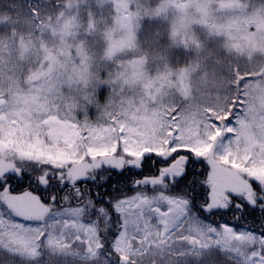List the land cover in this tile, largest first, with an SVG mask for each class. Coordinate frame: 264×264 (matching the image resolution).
Listing matches in <instances>:
<instances>
[{"label": "snow or ice", "instance_id": "obj_1", "mask_svg": "<svg viewBox=\"0 0 264 264\" xmlns=\"http://www.w3.org/2000/svg\"><path fill=\"white\" fill-rule=\"evenodd\" d=\"M63 8L37 0L24 27L40 39H0L39 54L0 99V264H264V69L229 67L211 100L186 68L171 102L162 77L139 101L102 104L87 55L69 67L62 43H44L74 30ZM222 34L264 51V29Z\"/></svg>", "mask_w": 264, "mask_h": 264}, {"label": "trees", "instance_id": "obj_2", "mask_svg": "<svg viewBox=\"0 0 264 264\" xmlns=\"http://www.w3.org/2000/svg\"><path fill=\"white\" fill-rule=\"evenodd\" d=\"M168 1L143 0L148 12L140 22L136 44L131 50L134 56L146 63L148 71L161 69L179 72L198 63L195 77L213 74L223 80L227 87L229 67L239 66L249 71L264 69L263 54L251 55L254 58L237 55L235 50L229 49L228 40L207 30L208 33L203 27H197L194 34L187 32L184 36L176 35L171 22L165 17L166 14L160 11ZM36 3L37 0H4L0 5V23L5 24V29L0 31V39L9 41L10 45L12 36H23L25 39L35 36L39 40V36H36L31 28L24 27V17L29 6ZM54 3L64 5L61 11L65 12L68 19L76 20L74 30L69 35L76 45L80 44L81 49L90 55L91 82L102 86L104 90V99L101 103L112 101L116 103L123 97L121 91L125 86L118 78L122 62L117 54L113 53L115 45H112V40L116 25L114 5L107 0H54ZM18 20L20 23H17ZM147 37L152 39L146 40ZM190 38L199 44L198 49L192 46L193 41H190ZM47 41L49 39L44 42ZM184 41L188 42L187 46ZM110 48L113 53L111 57L108 56ZM0 53L2 57L11 61L19 57L14 48L11 51L0 50ZM37 58L38 54L30 59L27 56L19 57V66L22 65L21 72L24 77L36 70ZM1 80L4 81L3 78Z\"/></svg>", "mask_w": 264, "mask_h": 264}, {"label": "rangeland", "instance_id": "obj_3", "mask_svg": "<svg viewBox=\"0 0 264 264\" xmlns=\"http://www.w3.org/2000/svg\"><path fill=\"white\" fill-rule=\"evenodd\" d=\"M107 1L114 5L116 12V25L112 45H115L113 53H116L122 62L118 78L121 84L125 86L124 90L121 91L123 97L116 103L113 101L111 103L119 106L122 100L128 102L141 100V93H144V95L151 94L145 87V81L159 83V78L162 77H167L169 81L168 90L164 92V99L171 102L175 99L176 95L172 92V88L175 87L172 77L178 72L161 69L148 71L146 63H143L142 60L134 56L131 50L136 44L140 22L148 12L143 5V0ZM166 4L162 6L160 11L166 14V19L168 22H171L173 31L178 36H184L187 32L194 34L197 27H203L206 31L208 30L215 35L220 34L226 39L227 36L222 33L228 29L238 32L246 28L251 33L264 29V20L260 19V14L264 10V0H169ZM190 41H194V39L190 38ZM44 43L49 47H56L58 50L62 43L63 54L67 61L70 62L69 67L75 65V61L81 52L87 55L88 58L90 57L89 53L81 49L80 44H75V41L69 34L65 35L60 43H54L53 38H49V41ZM125 53L126 56L124 57ZM259 53L264 55V51L259 50L253 51L250 54L247 52H237V55H246L254 58L251 55ZM34 55L31 57H34ZM2 56L0 53V87L2 86L0 88V99L8 97L11 100L23 91L29 82L32 71L24 77L21 72L22 65L19 66V57L11 61V59ZM256 61L254 63L257 66ZM197 64L190 67L192 69L191 78L197 96L204 100L216 98L217 93L225 89L226 85L223 80L215 77L213 74L195 77L194 74L198 71ZM134 66L137 67L135 73L131 71ZM122 69L123 71H121ZM91 74L92 72L90 71V82L92 79Z\"/></svg>", "mask_w": 264, "mask_h": 264}]
</instances>
